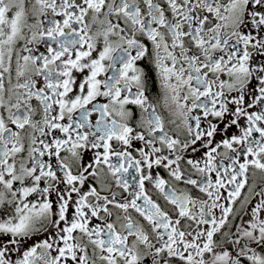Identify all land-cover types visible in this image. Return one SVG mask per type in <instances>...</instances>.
Wrapping results in <instances>:
<instances>
[{"label":"snow or ice","instance_id":"6c2138e0","mask_svg":"<svg viewBox=\"0 0 264 264\" xmlns=\"http://www.w3.org/2000/svg\"><path fill=\"white\" fill-rule=\"evenodd\" d=\"M0 264H264V0H0Z\"/></svg>","mask_w":264,"mask_h":264},{"label":"flooded vegetation","instance_id":"af4514ba","mask_svg":"<svg viewBox=\"0 0 264 264\" xmlns=\"http://www.w3.org/2000/svg\"><path fill=\"white\" fill-rule=\"evenodd\" d=\"M156 91H157V88H154V89H153V92L155 93Z\"/></svg>","mask_w":264,"mask_h":264}]
</instances>
